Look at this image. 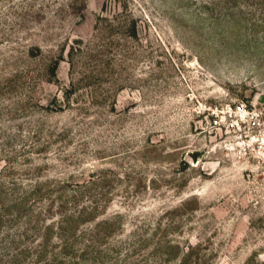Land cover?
I'll list each match as a JSON object with an SVG mask.
<instances>
[{
  "label": "rangeland",
  "instance_id": "1",
  "mask_svg": "<svg viewBox=\"0 0 264 264\" xmlns=\"http://www.w3.org/2000/svg\"><path fill=\"white\" fill-rule=\"evenodd\" d=\"M262 94L264 0H0V264H264Z\"/></svg>",
  "mask_w": 264,
  "mask_h": 264
},
{
  "label": "water",
  "instance_id": "2",
  "mask_svg": "<svg viewBox=\"0 0 264 264\" xmlns=\"http://www.w3.org/2000/svg\"><path fill=\"white\" fill-rule=\"evenodd\" d=\"M264 107V94H262L256 101L254 108L257 111H261Z\"/></svg>",
  "mask_w": 264,
  "mask_h": 264
},
{
  "label": "trees",
  "instance_id": "3",
  "mask_svg": "<svg viewBox=\"0 0 264 264\" xmlns=\"http://www.w3.org/2000/svg\"><path fill=\"white\" fill-rule=\"evenodd\" d=\"M193 160H194V162H196L198 160L197 155H193Z\"/></svg>",
  "mask_w": 264,
  "mask_h": 264
},
{
  "label": "built area",
  "instance_id": "4",
  "mask_svg": "<svg viewBox=\"0 0 264 264\" xmlns=\"http://www.w3.org/2000/svg\"><path fill=\"white\" fill-rule=\"evenodd\" d=\"M255 109V108H254ZM256 110V109H255ZM257 111V110H256Z\"/></svg>",
  "mask_w": 264,
  "mask_h": 264
}]
</instances>
